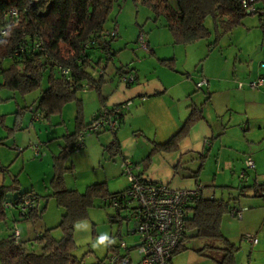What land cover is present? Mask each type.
Wrapping results in <instances>:
<instances>
[{
    "label": "rangeland",
    "instance_id": "rangeland-1",
    "mask_svg": "<svg viewBox=\"0 0 264 264\" xmlns=\"http://www.w3.org/2000/svg\"><path fill=\"white\" fill-rule=\"evenodd\" d=\"M175 1L168 0L171 6H175ZM164 26V17L155 15L153 9L144 5L140 0H119V3L113 7L106 25L107 28L115 27L118 36L111 43L116 54L112 61L107 63L104 70L105 76L112 75L119 65L128 66L138 60L141 62L153 58V56L141 52L137 44L140 33L146 36L153 32L156 33L155 36L160 44L161 56L177 55V59L175 57L162 59L167 62L163 64L158 62L159 66L165 67L164 65H166L168 68L170 66L185 78H188L189 74L194 81L202 77L208 78L207 76L211 75L216 78L221 77V79L229 77L235 82L233 86L235 91L250 94L245 98L247 101L259 100L260 102L264 99L259 96V93H264V88L253 92L246 88L243 90L236 88L237 82L247 83L259 77L264 78V68H260V65L264 64V29L260 27L258 17L251 15L245 17L241 26L224 36L212 49L208 45L214 41V26L209 18L205 21V27L211 33V37L190 46L176 44ZM187 56L189 61H187ZM185 61L186 65H184ZM184 69H188V73ZM99 72L98 66H95L91 71L93 76ZM1 83L2 79L0 78ZM220 85H216L213 89L205 86L197 93L204 98L208 94H211L212 97V91L217 92L218 95L227 87L225 84ZM44 87L45 83H43ZM84 92L87 94H83ZM39 96V91L22 97L15 92L0 89V186H11L13 181L17 180L19 193L36 195L39 207L44 209L42 218L36 223V227L45 230L55 229L60 224L63 215V210L51 197L52 184L56 174L54 164L64 147L62 137L75 130L77 105L74 102L68 103L60 115L50 118L49 125L45 121L33 119L34 116L39 117V113L28 111V107L35 110ZM76 98L83 102L81 105L82 114L85 117L84 123L87 124L91 120L89 118L97 110V94L95 90L87 89L83 92L79 91ZM213 100L215 103L217 102L215 106L223 107L226 104L229 110L233 111H225L224 107V109L219 108L217 119L214 118L212 111L210 113L209 110L206 111V122L213 132V141L218 143V140L224 136L220 133L225 132L226 138L224 137L223 141L227 144V139L233 138L231 143L234 145L231 148L234 149V152L236 150V154L238 153L240 156L243 153L251 154L253 161L255 159L259 163L260 170L247 171L246 180H240V170L243 171L244 167H241L239 159H234L229 162L228 168L225 167L226 170L228 169L227 172L223 170V167L219 169L221 174L223 171L225 175H221L215 181L212 177V185L204 189L203 194L204 197L212 196L217 200H223L229 205V209L247 208V212L243 213L241 220L227 214L221 222L222 236L235 249L232 264H264V198L255 196L252 189L254 185H264V177H261V174L264 173H260L264 172V115H261L264 113L253 116L249 122L250 134L256 133L251 140L249 132H241L240 122L237 123V120L243 118L239 103L237 102L236 107L231 106L233 101L229 97H227L228 104L225 99L220 97ZM135 135L136 133H132L131 138H128L122 137L120 134L127 154L136 148L137 157L133 159L130 156L128 158L132 159H128V161L131 164L144 166L142 160L146 157L141 156L147 155L145 150L148 151V147H145V142H141L139 146L134 145L131 140L138 139ZM111 142L112 134L108 132L83 136L82 148L69 154L65 160H61L64 161L62 168L69 169H61L59 173L66 190L84 194L89 186L101 183L106 184L110 194L121 192L127 188L128 183L121 169L122 155L112 148L110 149ZM245 145L254 149L246 148ZM256 148H258V153L254 157ZM35 152H37V156ZM208 152H204L201 162L199 157H194L198 166L203 163L202 172L205 173V176L215 173L218 160L216 151L211 150L209 154ZM170 153L176 160L169 165L174 179L168 186L173 190L183 189V161L190 162L192 161L191 157H181L179 150ZM180 158L182 162L181 165H178ZM147 179L151 181V178ZM205 179L207 180V177ZM207 190H211L212 194H208ZM15 197L16 194L10 195L8 200L13 201ZM14 218L17 219L16 223L13 222ZM25 226L26 223L18 221L17 211L10 210L7 211L5 223L0 224V230L8 236L14 229L23 232ZM132 230L133 222L127 211H116L105 204L103 200H96L93 207L88 209L86 219L74 225L75 249L72 255L81 260L83 264H105L106 258L112 254L113 248L121 244H125L128 248H134L138 238L129 234ZM103 234H107L113 242L100 244L99 237ZM247 235L255 237L257 244L246 243L244 237ZM52 237L55 240H60L63 233L57 228L52 232ZM2 238L0 237V240ZM24 242L29 244L32 241L25 240ZM209 244H212L216 249L223 247L221 242L211 243L191 239L186 244L188 250L180 252L174 257V264H218L222 259L223 252L205 249L202 251V256L195 252V250L204 249L203 247ZM133 248L130 257L132 264H137V252ZM32 249L38 250L37 245L33 244Z\"/></svg>",
    "mask_w": 264,
    "mask_h": 264
},
{
    "label": "trees",
    "instance_id": "trees-1",
    "mask_svg": "<svg viewBox=\"0 0 264 264\" xmlns=\"http://www.w3.org/2000/svg\"><path fill=\"white\" fill-rule=\"evenodd\" d=\"M140 1L152 8L155 15L164 17L165 28L173 41L183 46H190L211 37V33L205 27L208 18L214 26V41L208 45L211 49L215 48L233 29L241 26L243 19L248 15L258 17L260 27L264 29V14L260 13H264V0H256L252 4L253 14H249L247 8L242 6V0H176L175 6H171L168 0ZM117 3L119 0H0V31L8 27L3 17L9 10L15 9L19 13V21L15 25H10L4 35L0 34V78L2 79L0 89L15 92L22 97L39 91L40 96L35 110H32L39 113L43 120H50L51 117L60 115L68 103L74 102L77 105L75 130L63 138L64 147L54 164L56 174L51 197L63 210L60 224L55 228L62 231L63 237L55 240L52 237L55 229H45L37 234L32 242L26 244L21 237L14 239V229L7 239L0 240V264H83L72 255L75 249L74 225L86 219L88 209L93 207L96 200H105L117 194H110L105 183L89 186L84 194L66 190L59 174L61 169H66L62 168L64 161L61 160H65L69 154L77 151L74 146L79 141L82 148L83 132L96 116L88 124H84L81 101H78L76 94L87 89L95 90L101 105L96 114L105 106L101 94L104 72L93 76L91 71L95 66L99 67V71L102 66L105 68L107 64L104 63L112 61L116 54L111 47L114 39L102 40L101 34L112 29L107 28L106 25ZM39 44L42 51L37 48ZM83 45L88 47L84 50ZM166 62L167 60L160 61L162 64ZM53 65L67 69L68 75L62 76ZM169 69L173 70L170 66ZM130 71L126 67L118 68L114 78L117 84H119L117 77L132 74ZM135 82L134 79L132 85L125 87L133 86ZM43 83H45L44 88ZM196 84L197 91L205 87L197 88ZM126 101L130 102V106L120 117L121 126L132 105L130 100ZM208 101L207 96L200 106H191L187 118L177 132L166 142L153 144L151 154L143 160V172L146 171L154 154L179 150V146L187 139L193 127L203 120V107ZM117 131L111 133L110 149L121 153L116 138ZM99 134L101 133L96 135ZM18 189L17 180H14L11 186H0V224L5 223L7 211L10 210L17 211L18 221L21 222L36 223L41 220L44 209L39 207L36 195L21 194ZM252 189L255 196L264 198V185H254ZM13 194H16V197L13 201H9V196ZM27 197L34 201L33 206L25 213H21L19 210L21 199ZM9 202L14 203L13 207L6 210L4 205ZM229 212V205L223 200L213 197L203 198L202 194L195 198L187 207L184 236L174 251L172 260L178 253L188 250L186 243L189 240L197 239L223 244V247L218 249L209 244L205 245L204 249L195 250L199 256H202V251L205 249L218 250L223 252L218 264H232L235 249L221 234L222 219L230 214ZM16 221L17 219L14 218L13 222ZM33 244L37 245L38 250L32 249Z\"/></svg>",
    "mask_w": 264,
    "mask_h": 264
},
{
    "label": "crops",
    "instance_id": "crops-1",
    "mask_svg": "<svg viewBox=\"0 0 264 264\" xmlns=\"http://www.w3.org/2000/svg\"><path fill=\"white\" fill-rule=\"evenodd\" d=\"M155 34L156 33L152 32L150 35H146L147 43L150 49L149 56H153V58L151 57L150 59H145L144 61L141 62L140 60H138L137 62H134L132 65H128V66L119 65L118 67L115 68V72L112 75L105 76L104 74L103 77L104 84L102 85L101 88V94L105 106H113L126 100H130L132 102L131 108L128 114L126 115L122 126L118 130L119 132L117 131L116 133V138L119 141L120 151L123 160L124 159L128 160L129 159L128 157L130 156H132V158L135 159L134 157L137 156H136V148L133 152H129L128 154L126 153L122 144V138L120 134H122V137L131 138V134L136 133L135 136L138 137V139H132V140L130 139V140L133 142L134 145L136 144L137 146H139L141 142L142 143L145 142L146 143L145 147L146 146L148 147V151L145 150L147 155L141 157H147L151 154L153 144H162L166 142L168 139H170L177 132V130L180 128L182 123L187 118L190 112L189 108L191 106H200L201 104H203V102L206 99L203 96H200L197 93V89L195 88V84L200 79L194 81L191 79L189 74L187 75L188 78H185L184 76H182V74L174 70L159 66L158 62L160 63L162 59H169L168 57H175L177 59V55L173 54L171 56H161V53L159 52L160 44ZM187 61H189L188 56H187ZM184 65H186V61L184 62ZM120 67H126L128 70L132 71L131 73H133L136 80L133 86L125 87L123 85L117 84L114 78L117 69ZM184 71L187 72L189 70L184 69ZM207 77L208 78L205 77L202 78L207 80V87L209 89H213L216 85L221 86L220 84H225L227 87H225L223 92L218 95L217 92L214 93V91H212L213 92L212 97L210 96L211 94L208 95L209 101L203 107V120L198 122L193 127L187 139H185L183 143L179 146L180 156L181 157L188 156L191 157L192 160L190 162L183 161V190L184 189L191 190L198 188L201 190V194L203 198L212 197V196L204 197L203 194L205 192L204 189L209 188L212 185L213 183L212 177L215 181L217 180V178L221 177V175L223 176L225 175L223 171L221 174V170H219L221 167H223V170L227 172L228 169L226 170L225 167L228 168L229 162L234 159H239L238 162L241 164V167H244L243 165L244 157L246 155H250L252 157L251 154L243 153L241 156L238 153L236 154V150L234 152V149L231 148L234 145L231 143V141H233L234 139L228 138L227 144L223 141V138L224 137L226 138L225 132L220 133V135H224V136H222L218 140L219 141L218 143L213 141L214 140L213 132L210 129L208 123L206 122V111L209 110L208 111L209 113L210 111H212L215 119H217L219 108L221 109L225 108V111L227 110L233 112L232 110H229L228 105L226 104L223 105L224 108L222 106L221 107L215 106L217 102L215 103L213 99L220 97L222 99H225L226 103L228 104L227 97H229L233 101L231 103V106L233 107H236L237 102L239 103V108L242 110L243 118H240L239 121L237 120V123L240 122L239 125L241 132L243 133L249 132V135L251 136V140L252 137L256 135V133L254 132V134H250L251 132H250L249 122L251 121L253 116H256L259 113H264V99H262L260 102L259 100L258 101L255 100V102L247 101L245 98L247 97V95L249 96L250 94L248 92L235 91L233 89L235 82H233L231 78L228 77L226 79H221V77L216 78L215 76L212 75ZM244 88L248 89L247 87ZM262 88H264V86L260 87L258 90H250V89L248 90H250V92H253V91H259ZM243 89H239V90H243ZM83 94H87V93L84 92ZM259 96L264 97V93L261 94L259 93ZM238 98L239 100H237ZM81 105H83L82 100H81ZM100 106L101 105L98 100L97 110L95 114H93V116H91V118L89 119H92L96 115V113L100 109ZM29 108L31 107H28V109ZM33 119L38 121L39 120L45 121L50 125V120H43L41 119L40 116L37 117L36 119L33 117ZM84 120L85 117L83 116V122ZM124 132L125 135L123 136ZM64 137H62V139ZM249 147H250L249 145L246 146V148ZM216 148L218 149L216 150ZM251 149L254 148L252 147ZM211 150L216 151L218 155V160L216 161V171L214 173L216 175L213 176L214 175L213 174L210 176L209 175L205 176L204 175L205 173L202 172L203 163L201 164L200 162L201 159L203 160L204 158L203 157L204 152L209 151L208 152L209 154ZM257 150L258 148L254 150V157L258 153ZM194 157L195 158L199 157L200 159L199 166L195 163ZM175 160L176 159L174 158L173 155H171V153L169 154L157 153L151 157V160L147 165L146 171L143 172V166H139L138 164H134V163L133 165L138 168L137 172L142 173L143 175L146 176V179L149 177L153 182L170 184L171 182H173L174 178L172 176L173 173L171 172L169 165L171 162ZM181 162L182 160L180 158L178 165H181ZM201 165H202V170L199 171ZM255 165H256L255 169L259 171L260 165L259 163H257V160L255 161ZM241 171L242 170H240V172ZM260 173H264V172H260ZM206 177L207 180L205 179ZM261 177H264V174H261ZM179 189L181 190V188ZM207 192L208 194H212L211 190H207ZM242 209H246V210L242 212L241 219L243 213L247 212L246 207H243ZM24 223H26V226L24 227L23 232L17 229V231H19L20 233V237L22 241L25 240L32 241L34 240L37 234L42 233L44 231L42 228L40 229L36 227V223L38 222L36 223L24 222ZM10 234H8V236ZM8 236H6L2 232V230H0V237H3L2 239H7ZM173 260H172V264H174Z\"/></svg>",
    "mask_w": 264,
    "mask_h": 264
},
{
    "label": "built area",
    "instance_id": "built-area-1",
    "mask_svg": "<svg viewBox=\"0 0 264 264\" xmlns=\"http://www.w3.org/2000/svg\"><path fill=\"white\" fill-rule=\"evenodd\" d=\"M256 0H242L241 4L247 8L249 14L254 13L252 4ZM261 14H264L260 12ZM3 21L10 25H15L19 21V13L15 9L9 10L3 17ZM8 27L0 31L4 35ZM118 36L116 28H112L101 34L102 40L115 39ZM139 50L146 54H150L146 36L140 33L137 38ZM88 46L83 45L85 50ZM38 50L42 51L41 44L37 45ZM83 50V52H84ZM106 61L104 64H107ZM62 76H67L69 71L56 67ZM264 68V64L260 66ZM105 68L102 66L100 73ZM118 78L120 85H132L135 76L133 74H123ZM207 85L205 79H201L197 84V88ZM238 89L247 87L250 90H258L264 86V78H257L247 83L237 82ZM129 101H123L113 106H104L98 114L92 119L88 127L83 132L85 134L97 133H114L121 126L120 117L128 111ZM29 112H35L32 108ZM36 119L37 117L34 116ZM81 147V141L75 144L74 148L78 150ZM37 155V152H35ZM245 171L241 172L239 179L245 181L247 171L255 169L254 161L250 155H246L244 160ZM122 172L125 174L128 186L125 190L107 197L104 201L109 207L116 211H127L133 222V230L129 233L131 236L138 238L137 243L133 247H127L125 244L112 249V254L108 255L105 264H132L130 252L136 249L138 256L137 264H172L174 251L180 245L184 236V226L187 214V207L192 201L201 195L200 189H181L172 190L166 184L153 183L146 179L141 173L137 172L138 168L129 161L124 160L121 165ZM33 200L29 197L21 199L19 210L25 213L27 209L33 206ZM14 203H6L4 208L11 209ZM246 209H230V216L238 220ZM14 239L20 237L19 231L13 232ZM244 240L249 245H256L257 240L252 236H245Z\"/></svg>",
    "mask_w": 264,
    "mask_h": 264
},
{
    "label": "clouds",
    "instance_id": "clouds-1",
    "mask_svg": "<svg viewBox=\"0 0 264 264\" xmlns=\"http://www.w3.org/2000/svg\"><path fill=\"white\" fill-rule=\"evenodd\" d=\"M105 242H108V243H112L113 241H111L109 239V237L107 236V234H103L99 237V243L100 244H104Z\"/></svg>",
    "mask_w": 264,
    "mask_h": 264
}]
</instances>
